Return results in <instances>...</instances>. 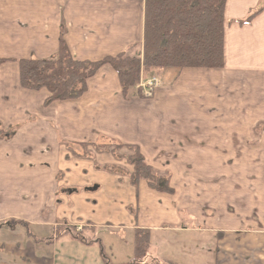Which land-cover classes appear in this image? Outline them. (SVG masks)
<instances>
[{
    "label": "crops",
    "instance_id": "1",
    "mask_svg": "<svg viewBox=\"0 0 264 264\" xmlns=\"http://www.w3.org/2000/svg\"><path fill=\"white\" fill-rule=\"evenodd\" d=\"M144 28L145 0H0V235L32 230L2 236L0 264H55L68 226L126 230L128 261L145 228V263L264 264V0H226L224 65L163 70L152 96L124 92L108 63L78 98L46 104V88L21 84L23 58L64 41L100 60L142 44ZM132 146L172 193L133 182Z\"/></svg>",
    "mask_w": 264,
    "mask_h": 264
},
{
    "label": "trees",
    "instance_id": "2",
    "mask_svg": "<svg viewBox=\"0 0 264 264\" xmlns=\"http://www.w3.org/2000/svg\"><path fill=\"white\" fill-rule=\"evenodd\" d=\"M225 5L226 0H145L142 44L117 55L89 61L75 59L62 41L58 54L52 58L20 60L21 84L32 90L46 88L49 91L48 104L58 99L80 97L87 88L88 79L106 63L117 71L124 92L135 87L142 76L149 77L169 68L222 67L225 61ZM260 10L243 22L251 21ZM10 134L0 127V138ZM116 146L122 148L124 145ZM131 149L133 182L145 179L152 189L172 193L168 178L144 160L138 147L132 146ZM150 235L149 229H135L133 245L137 259L145 258L149 253ZM75 236L84 240L80 235ZM137 264L146 263L140 260Z\"/></svg>",
    "mask_w": 264,
    "mask_h": 264
},
{
    "label": "rangeland",
    "instance_id": "3",
    "mask_svg": "<svg viewBox=\"0 0 264 264\" xmlns=\"http://www.w3.org/2000/svg\"><path fill=\"white\" fill-rule=\"evenodd\" d=\"M143 78L144 77L142 76L140 81L143 80ZM99 149L100 148H98V150ZM158 172L168 178L167 175L163 174L160 171ZM105 192L110 193L111 191L105 190ZM10 225L14 226L13 224ZM24 226L18 225L15 228L17 234L12 233L14 229L13 227L4 229L1 232L0 252L6 253L5 249H3L2 247V241L4 240L2 238L3 235H17V237L20 236L23 238L28 236V234H32V230ZM73 228V233H63L60 232L62 229L59 230L58 234L60 237H58V240L55 237L53 238V236L51 237V242L57 240L55 245L53 246L55 253L54 255H52L55 264H137L140 263V260L144 262L147 259V256L145 258L143 257L137 259L136 255L134 254L135 257L134 259H132V261L127 260V253H130V246L128 243L126 230H118L108 226L98 227L95 230L88 228L86 231H84L83 228ZM55 234L56 231L53 235ZM75 234L80 235V237H84V239L86 238V240L88 242H91V244H85L81 239H76ZM6 240L15 241L17 239H12V237H10V239ZM16 244L21 245L20 242H17ZM2 256L3 254L0 253V258ZM29 264L31 263L29 262ZM146 264H156V262L151 261Z\"/></svg>",
    "mask_w": 264,
    "mask_h": 264
},
{
    "label": "built area",
    "instance_id": "4",
    "mask_svg": "<svg viewBox=\"0 0 264 264\" xmlns=\"http://www.w3.org/2000/svg\"><path fill=\"white\" fill-rule=\"evenodd\" d=\"M160 83L157 77H151L149 79H143L139 82L137 87L141 90V95L149 97L153 95L154 88Z\"/></svg>",
    "mask_w": 264,
    "mask_h": 264
},
{
    "label": "flooded vegetation",
    "instance_id": "5",
    "mask_svg": "<svg viewBox=\"0 0 264 264\" xmlns=\"http://www.w3.org/2000/svg\"><path fill=\"white\" fill-rule=\"evenodd\" d=\"M8 225H10L9 223H8ZM24 226V225H23ZM73 227H66L64 230H63V232H67V233H72L73 232ZM58 232L56 231V237L58 236V234H57Z\"/></svg>",
    "mask_w": 264,
    "mask_h": 264
}]
</instances>
